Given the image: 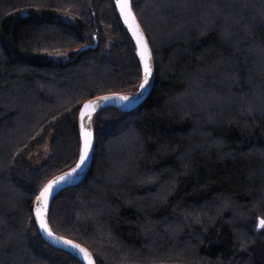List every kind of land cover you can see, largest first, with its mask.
Instances as JSON below:
<instances>
[{
  "label": "trees",
  "instance_id": "16d2710c",
  "mask_svg": "<svg viewBox=\"0 0 264 264\" xmlns=\"http://www.w3.org/2000/svg\"><path fill=\"white\" fill-rule=\"evenodd\" d=\"M131 6L151 90L94 114L91 166L54 196L50 229L96 264H264V0ZM140 76L113 0H0V264H82L42 239L34 197L75 163L82 102Z\"/></svg>",
  "mask_w": 264,
  "mask_h": 264
},
{
  "label": "water",
  "instance_id": "95a60500",
  "mask_svg": "<svg viewBox=\"0 0 264 264\" xmlns=\"http://www.w3.org/2000/svg\"><path fill=\"white\" fill-rule=\"evenodd\" d=\"M113 3H114L116 12L118 14V17H119L123 27L125 28L126 32L128 33L129 37L132 40V43L134 45V50H135V53H136V56H137V59H138L139 65H140L141 76H140V81H139L138 87H137L136 90H134L132 92L116 91V92H106V93L97 94V95H94L92 97H89V98L85 99L82 102V104L80 105V108L78 110V113H77V128H78V134H79V150H78L77 159H76L75 163L72 166H70V167H68V168H66V169L54 174L53 176H51L49 179H47L44 182V184L40 187V189L38 190V192L36 193V195L34 197L33 208H32L34 220H35L37 229H38L42 239L48 245H50V246H52L54 248H57L59 250L66 251V252L72 254L73 256L78 258L82 262V264H89V259L85 258L82 253H78V249H73L70 246H66L62 242H59V241L54 243L52 240H50L41 231L39 220H38V218H37V216L35 214L36 213L37 203H38L36 198H37V196H39L40 192L43 190V188L50 181L54 180L56 177L64 175L65 173L71 172V170L76 167L77 163H79L80 149L82 147V140H81V137H80V123H81V121H80V111L82 110L83 106L85 104H88L90 101H92V102L100 101L101 97H105V96L111 97L112 99H110L108 101H100L99 106L97 107V110L95 112H93L92 115H91V118H90V130L93 133V138H92V145H91V148H90V151H89V156H88V159H87L86 163L82 166V168L80 170H77V173H74L73 176L70 177L67 181L62 182V184L59 185L58 187H56L55 190L50 194V196L47 198V210L44 213V217H43L45 223L48 225V229L52 232L53 236L60 237V238H62V240L71 241L72 244H74V245H79L80 248L85 249L87 251V253L90 254V259H91L92 264H96L95 260H94V257L92 255L91 251L89 250V248H87L85 245L81 244L80 242H78L76 240H73L71 238H68V237L59 235L57 233H54L50 229V226H49V223H48V220H47V214H48V210H49L50 204H51L54 196L58 192H60L61 190H64V189L69 188L71 186H74L75 184L80 182L83 179L84 175L89 170L90 166H91L92 156H93V152H94V131H93V124H92V120H93L94 114L97 111H99L100 109L106 108V107H114V108L122 110V111H131L132 109H134L140 103L143 102V100L147 97L148 93L151 90V86H152V83H153V76H154L153 58H152V61H151L153 71H152L151 76L149 77V83H148V85H146V90H143V89L140 88V84L143 82V65H142V63L140 61V57H139L138 52H137V46H136L135 37H133L131 29H129L128 25L125 24V22H124V18L121 15V10H120V7L118 5V0H113ZM128 3H129V6H130V9H131V12H132L133 16L135 17V22L139 25L140 31L143 33L144 38L147 40L145 32H144L141 24L139 23V20L137 19L136 14L134 13V11L132 9L131 0H128ZM147 42H148V40H147ZM148 46H149V49L151 51L149 43H148ZM151 55H152V52H151ZM122 96H128L129 100H127V101L121 100L120 97H122Z\"/></svg>",
  "mask_w": 264,
  "mask_h": 264
},
{
  "label": "snow or ice",
  "instance_id": "6c2138e0",
  "mask_svg": "<svg viewBox=\"0 0 264 264\" xmlns=\"http://www.w3.org/2000/svg\"><path fill=\"white\" fill-rule=\"evenodd\" d=\"M118 5L121 10V15L124 18L125 24L128 25L129 29L132 31L133 37H135L137 52L140 57V61L143 65V82L140 84V88L146 90V85L149 83V77L152 74V55L148 46L147 40L144 38L143 33L139 29V25L135 22V17L133 16L128 0H118ZM142 94V93H141ZM112 99L111 97H101L100 101H108ZM121 100H129L128 96L120 97ZM100 101L92 102L85 104L80 111V137L82 140V147L80 149L79 163L76 167L71 170V172L65 173L62 176L56 177L54 180L50 181L37 196V207H36V216L40 223L41 231L54 243L59 241L66 246H70L73 249H78V253H82L85 258L89 259V264H92L90 259V254L83 248H80L79 245L72 244L71 241L62 240L60 237L53 236L52 232L48 229V225L44 221V213L47 210V198L55 190L56 187L62 184V182L67 181L74 173H77V170H80L82 166L86 163L89 151L92 145L93 133L90 130V118L93 112L97 110ZM90 110V111H89ZM87 121V122H86ZM261 227H264V220L261 222Z\"/></svg>",
  "mask_w": 264,
  "mask_h": 264
},
{
  "label": "rangeland",
  "instance_id": "374dc122",
  "mask_svg": "<svg viewBox=\"0 0 264 264\" xmlns=\"http://www.w3.org/2000/svg\"><path fill=\"white\" fill-rule=\"evenodd\" d=\"M49 156V138H47L45 142L35 149V151L29 156L28 160L33 167H37L45 163Z\"/></svg>",
  "mask_w": 264,
  "mask_h": 264
}]
</instances>
